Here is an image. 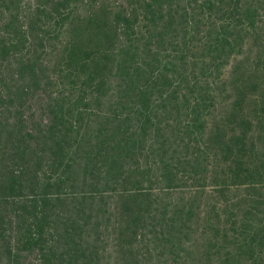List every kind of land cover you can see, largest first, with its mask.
<instances>
[{
  "label": "trees",
  "instance_id": "1",
  "mask_svg": "<svg viewBox=\"0 0 264 264\" xmlns=\"http://www.w3.org/2000/svg\"><path fill=\"white\" fill-rule=\"evenodd\" d=\"M0 264H264V0H0Z\"/></svg>",
  "mask_w": 264,
  "mask_h": 264
}]
</instances>
